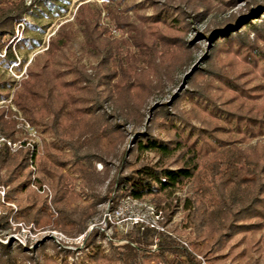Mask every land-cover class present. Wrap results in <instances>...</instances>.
Wrapping results in <instances>:
<instances>
[{"label":"rangeland","instance_id":"rangeland-1","mask_svg":"<svg viewBox=\"0 0 264 264\" xmlns=\"http://www.w3.org/2000/svg\"><path fill=\"white\" fill-rule=\"evenodd\" d=\"M263 1L237 0L230 4V0H204L203 4V1L196 0L190 5L185 0H25V6L32 10L14 25L7 45L12 49L13 59L6 60L7 47L0 51V110L4 112L5 120L14 125V135L10 138L14 142L24 138L15 117L19 113L27 120L13 104L14 94L28 78L34 59L49 49L59 28L64 24H76L81 6L99 11L103 39L123 42L124 52L138 55L139 49L133 40L136 29L157 31L161 38H151L143 50L148 52L149 46H157L155 62L150 60L137 69L145 72L143 79L149 77L151 85L145 92L141 93L140 89L135 97L138 102L135 117H117L112 100L97 110L98 114L109 116L110 123L118 126L120 134L109 151L102 153L97 148L87 151L89 155L85 162L92 171L91 179L80 180L69 164L61 170L63 175L73 179L75 195V199L65 205L67 212L63 216L60 209L64 205L57 199V180L41 170V164L48 158V148L57 139L33 126L40 135L35 152L30 147L7 151L14 160L0 162V264H124L120 259L126 258L128 253L134 255V264H165V260L184 262L186 256L168 253L166 246L162 245L164 240L174 241L196 264H264V222L256 231H226L227 238L220 241L217 239L221 233L211 239H204L198 233L190 220L195 208L194 187L197 184L187 183L178 190L171 207H158L150 197L134 199L119 186L120 179L135 168L155 165L159 161L154 153L138 149L139 140L144 136L164 143L174 139L173 133L167 130L166 120L159 124V119H155L157 113L167 114L180 128L193 133H209L208 130L223 125L192 106L188 96L204 82V79L197 80L199 73L209 70L240 72L241 69L231 63V56L216 52L217 45L210 37L223 23L229 20L234 23L237 18L247 15L252 3ZM110 9L122 13L125 26L119 27L111 19ZM162 10H168V15L173 18L184 14L181 20L185 23L178 27H172V23L154 25L152 18ZM196 11L206 15L192 21L190 17ZM258 18L253 22L260 24L264 15ZM164 38L171 40L168 49L162 44ZM254 39V33L250 32L249 40ZM82 44L80 35L65 52L75 54L86 75L94 78L93 68L99 58L84 54ZM166 50L171 55H166ZM154 64L159 74L156 77L151 70ZM116 81L118 79L112 83ZM134 81L132 79L131 83ZM97 88L101 92L104 90L101 85ZM209 94L218 107L226 105L227 109L235 110L233 105L227 106L231 103L228 100L232 93L220 94L212 90ZM0 133L3 134L1 129ZM226 148H238L246 153L252 149L261 152L264 136L248 143L233 142ZM69 158L70 155L66 156ZM170 166L178 165L173 161ZM42 210L48 212V218L42 217L45 214ZM251 222L258 221L237 224Z\"/></svg>","mask_w":264,"mask_h":264},{"label":"trees","instance_id":"trees-1","mask_svg":"<svg viewBox=\"0 0 264 264\" xmlns=\"http://www.w3.org/2000/svg\"><path fill=\"white\" fill-rule=\"evenodd\" d=\"M24 1L0 0V51L7 47L6 60L13 59L12 49L7 45L14 25L32 10L25 6ZM195 1L186 3L193 5L191 3ZM201 1L205 4L204 0ZM236 2L230 0L229 3ZM109 15L119 27L125 26L120 11L110 9ZM183 15L180 13L179 18H173L168 15V10H162L152 18V23H172V27H178L185 23L181 20ZM205 15L196 11L190 19L195 21ZM260 15H264V1L252 3L249 13L237 18L234 23L229 20L216 28L210 37L217 45L216 52L231 56V63L241 70L230 73L213 70L198 72L197 80L204 79V82L188 96L192 106L218 119L223 125L208 130L209 133H193L187 128H180L167 114L157 113L155 119H159V124L166 120L167 130L173 133L174 139L164 143L144 136L138 142V149L154 153L159 161L155 165L145 164L135 168L131 174L120 179V190L126 195L134 199L150 197L158 207H171L178 190L187 183L197 184L194 187L195 208L190 220L204 239H211L217 233H221L217 241L226 239V231L233 229L236 232L256 231L264 222V149L261 152L252 149L246 153L238 148H226L233 142L248 143L264 136V20L260 24L253 22ZM99 16V11L81 6L76 24H64L59 28L50 41L49 49L34 59L28 78L22 81L13 97V104L32 126L57 139L48 148V158L41 164V170L57 180V199L64 205L60 209L62 216L67 212L65 205L75 199V195L73 179L63 175L61 170L69 164L80 180L86 182L91 179L92 171L85 162L89 155L87 151L94 148L102 153L109 151L108 148L119 140L117 134H120L118 126L110 123L109 116L98 114L97 110L103 103L112 100L117 117H135L138 110L135 97L140 89L141 93L145 92L151 85L149 77L143 79L145 72L137 69L150 60L155 62L157 46H149L151 49L148 52L143 50L151 38H161L157 31L136 29L133 40L139 49L138 55L124 52L123 42L103 39ZM240 25L243 30L238 28ZM250 32L254 33L253 41L249 40ZM80 35L83 39L81 51L99 58L93 68L94 78L86 75L75 54L65 52ZM167 39H162L166 49L171 47V40ZM166 55H171L169 50H166ZM151 70L155 77L159 76L157 65H152ZM132 79L134 83H131ZM98 85L104 87L102 92L98 90ZM212 90L220 94L232 93L228 100L231 103L227 106L233 105L235 110L227 109L226 105L218 107L209 94ZM4 115L0 110L1 132L12 138L14 125L5 120ZM224 136L235 139L227 140ZM66 154L70 155L69 159H66ZM7 160L14 159L4 149L0 151V162ZM171 161L178 166H170ZM42 213H45L42 217H49L46 210ZM252 220L258 222L237 224ZM163 243L168 253L186 256L184 262L165 260V264H196L174 241L164 240ZM133 257L132 253H128L120 260L124 264H134Z\"/></svg>","mask_w":264,"mask_h":264},{"label":"built area","instance_id":"built-area-1","mask_svg":"<svg viewBox=\"0 0 264 264\" xmlns=\"http://www.w3.org/2000/svg\"><path fill=\"white\" fill-rule=\"evenodd\" d=\"M15 119L19 122L17 128L22 131L24 138L22 141L14 142L0 133V150L5 149L9 152H15L21 147H30L35 152L34 149L40 142L39 132L27 120L22 118L19 113Z\"/></svg>","mask_w":264,"mask_h":264}]
</instances>
